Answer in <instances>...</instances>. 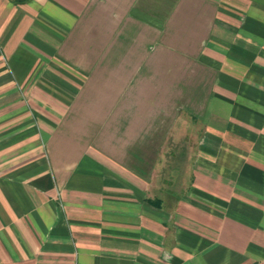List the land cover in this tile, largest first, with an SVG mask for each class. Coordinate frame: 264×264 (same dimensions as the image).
<instances>
[{"label":"crops","instance_id":"crops-1","mask_svg":"<svg viewBox=\"0 0 264 264\" xmlns=\"http://www.w3.org/2000/svg\"><path fill=\"white\" fill-rule=\"evenodd\" d=\"M0 264H264V0H0Z\"/></svg>","mask_w":264,"mask_h":264}]
</instances>
